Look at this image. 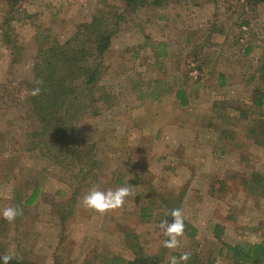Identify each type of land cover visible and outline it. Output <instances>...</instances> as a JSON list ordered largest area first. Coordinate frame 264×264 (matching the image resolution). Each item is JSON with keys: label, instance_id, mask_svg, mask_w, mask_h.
<instances>
[{"label": "rangeland", "instance_id": "374dc122", "mask_svg": "<svg viewBox=\"0 0 264 264\" xmlns=\"http://www.w3.org/2000/svg\"><path fill=\"white\" fill-rule=\"evenodd\" d=\"M124 10V0H28L5 30L0 1V212L22 210L11 223L0 217V249L36 264H110L130 260L135 245L161 264L173 256L186 264L185 254L232 264L223 244L264 241V182L258 191L245 185L264 179L262 124L251 111L264 86V2L174 0L126 14L104 54L97 94L109 101L78 123L94 149V184L28 152L38 125L25 83L40 47L64 44L99 11ZM122 187L131 194L119 208L101 214L83 204L93 188ZM167 202L186 224L173 249L164 247L166 214L155 217Z\"/></svg>", "mask_w": 264, "mask_h": 264}, {"label": "trees", "instance_id": "16d2710c", "mask_svg": "<svg viewBox=\"0 0 264 264\" xmlns=\"http://www.w3.org/2000/svg\"><path fill=\"white\" fill-rule=\"evenodd\" d=\"M0 1L4 2L7 7L3 23L6 30L9 29L11 22L10 15L16 14L18 6L28 0ZM172 2L174 0H124L125 13L99 11L90 21L78 25L74 34L64 44L57 43L40 47L33 65L32 79L25 83L28 92L25 102L27 113L38 125V129L32 130L28 135L29 153L38 152L45 160L51 161L64 170H75L74 178L79 185L88 179L94 184L96 176L92 171L97 165L94 149L80 140L78 123L85 115L92 113L93 105L107 104L109 101L102 89V93L97 94L100 90L99 81L105 69L104 54L108 51L111 38L126 14L134 15L135 12L145 7H166ZM263 2L264 0H252L254 4ZM37 81L40 83L37 84ZM34 87L41 89L37 96L31 95ZM176 97L181 100V105L186 104L183 91H178ZM251 111L258 117V123L262 124L259 128L262 143H259L264 145V86L254 90ZM241 113L242 111L240 116ZM255 132L256 129H250L249 134L255 135ZM263 182L262 176L253 175L249 181H245V185L251 190L258 191L263 187ZM211 191L221 194L220 189L213 188ZM251 193L254 194V192ZM37 196L38 189H34L23 203L24 206L31 205ZM176 203L177 201L173 204L177 206ZM170 204L172 203L167 202L159 205L160 213L155 217H163L162 212L166 214L160 222L164 223L167 216L171 218L170 214L175 206ZM141 212L140 217H143L145 211L141 210ZM218 227L216 226L217 229ZM184 232H186L185 223ZM190 237L193 238L191 234ZM222 246L226 257L232 264H264V241L234 246L223 244ZM132 249L134 252L130 260L124 261L120 257H112L109 259L110 264L162 263L161 256L146 255L135 245ZM3 255L11 256L0 249V256ZM187 256L188 260L184 261L186 264H210L208 261L203 262L198 255L187 254ZM11 257L9 264H36L18 255Z\"/></svg>", "mask_w": 264, "mask_h": 264}, {"label": "clouds", "instance_id": "9594fccd", "mask_svg": "<svg viewBox=\"0 0 264 264\" xmlns=\"http://www.w3.org/2000/svg\"><path fill=\"white\" fill-rule=\"evenodd\" d=\"M40 81H37L39 84ZM40 87H34L31 90V95L37 96L40 94ZM130 191L128 187L118 188L115 191H101L96 188H93L89 191V193L84 197L83 204L87 209L93 210L97 213H105L109 210L119 208L125 202V198L130 195ZM22 214V210L18 207H7L0 212V217H2L5 221L11 223L14 222L15 219ZM171 221H165L163 227L164 234L168 237L164 241V247L168 249H173L177 247L178 240L177 237L181 236L184 231V222L182 219V214L179 209H174L171 212ZM12 259L9 255L0 256V264H9ZM182 261H187L188 256L185 254L181 257ZM170 264H178L175 256L171 258Z\"/></svg>", "mask_w": 264, "mask_h": 264}]
</instances>
